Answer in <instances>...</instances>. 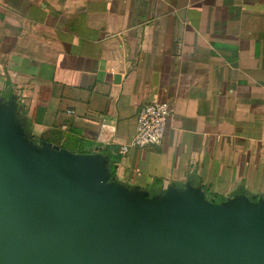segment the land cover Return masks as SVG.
Wrapping results in <instances>:
<instances>
[{"label":"crops","instance_id":"0c3cea01","mask_svg":"<svg viewBox=\"0 0 264 264\" xmlns=\"http://www.w3.org/2000/svg\"><path fill=\"white\" fill-rule=\"evenodd\" d=\"M10 95L33 143L109 150L132 189L264 198V0H0ZM153 103L172 106L160 145L120 156Z\"/></svg>","mask_w":264,"mask_h":264},{"label":"water","instance_id":"95a60500","mask_svg":"<svg viewBox=\"0 0 264 264\" xmlns=\"http://www.w3.org/2000/svg\"><path fill=\"white\" fill-rule=\"evenodd\" d=\"M17 109L0 100V264H264V198L132 189L100 150L33 143Z\"/></svg>","mask_w":264,"mask_h":264},{"label":"built area","instance_id":"2783aa9c","mask_svg":"<svg viewBox=\"0 0 264 264\" xmlns=\"http://www.w3.org/2000/svg\"><path fill=\"white\" fill-rule=\"evenodd\" d=\"M171 111L170 103L146 104L139 108L135 132L131 140L119 148L118 154L125 156L129 148L147 149L159 146L164 136L166 119Z\"/></svg>","mask_w":264,"mask_h":264},{"label":"trees","instance_id":"16d2710c","mask_svg":"<svg viewBox=\"0 0 264 264\" xmlns=\"http://www.w3.org/2000/svg\"><path fill=\"white\" fill-rule=\"evenodd\" d=\"M105 154L109 158V161H110V172H111V176H113L114 173H115L116 165H117V163L119 161V158L117 156H112V154H110L109 150L105 151Z\"/></svg>","mask_w":264,"mask_h":264}]
</instances>
